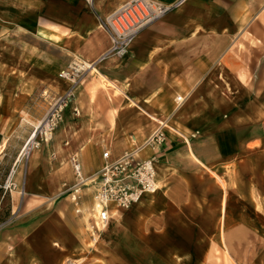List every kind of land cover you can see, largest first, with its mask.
<instances>
[{
    "label": "crops",
    "instance_id": "obj_1",
    "mask_svg": "<svg viewBox=\"0 0 264 264\" xmlns=\"http://www.w3.org/2000/svg\"><path fill=\"white\" fill-rule=\"evenodd\" d=\"M126 1L95 0L92 9L85 0H0V184L48 110L44 92L65 93L58 75L74 58L93 62L111 48L100 22ZM158 1L169 12L126 58L86 76L52 143L23 167L29 180L16 175L18 191L55 198L76 181L74 155L86 177L103 166V152L140 150L163 126L165 144L139 154L156 155L157 190L113 215L120 222L109 237L129 241V259L111 263L134 261L140 242L151 262L264 264V0ZM49 206L0 232L3 264L11 241L91 240L81 224H51L63 218Z\"/></svg>",
    "mask_w": 264,
    "mask_h": 264
},
{
    "label": "built area",
    "instance_id": "obj_2",
    "mask_svg": "<svg viewBox=\"0 0 264 264\" xmlns=\"http://www.w3.org/2000/svg\"><path fill=\"white\" fill-rule=\"evenodd\" d=\"M94 9L95 0H85ZM170 7L158 0H128L119 9L107 16L100 23L103 29L110 35L111 48L99 59L93 62L74 58L69 66L61 71L60 78L71 81V86L63 94L50 96L44 92V97L49 99L48 110L38 125L32 126L22 150L19 152L14 165L10 169L5 181L0 184L3 197L0 200V232L6 229L15 218L16 211L6 221L1 220L2 203L8 194L19 192L16 182L15 168L20 164V158L27 157L35 150L48 145L53 141L55 132L63 123L67 109L76 100V93L87 75L98 69L99 65L109 58L124 59L127 57L135 38L147 27L161 20L169 12ZM185 98L178 97L177 101L183 103ZM79 115L78 110L75 111ZM167 140L163 126L159 128L146 144L155 151L162 147ZM104 164L94 174L95 199L100 203V220L103 225L111 220V209L119 207L130 209L137 204L144 195H152L156 192V155L143 159L139 156V150L126 151L120 157L112 159L110 151L103 152ZM72 165L76 175L75 183L68 187L65 193L79 194L86 186L87 177L83 176L82 165L76 155L72 157ZM65 187H67L65 185ZM24 198L25 191L19 192ZM79 196V195H78ZM79 198V197H78ZM80 199V198H79ZM78 203V201L76 202Z\"/></svg>",
    "mask_w": 264,
    "mask_h": 264
},
{
    "label": "rangeland",
    "instance_id": "obj_3",
    "mask_svg": "<svg viewBox=\"0 0 264 264\" xmlns=\"http://www.w3.org/2000/svg\"><path fill=\"white\" fill-rule=\"evenodd\" d=\"M83 84L84 81L78 88L76 97L78 91L81 89V87H83ZM30 133L31 131L25 138L20 151L25 145L28 137L30 136ZM51 143L52 142H50L49 144ZM33 152L35 153L36 150ZM141 153L143 152H140L139 154ZM30 155L27 157V160H25L26 157L22 160L17 171V174H19L21 177L23 176L24 179L26 180H29L30 176L27 172L24 173L22 169L23 167H25V171H26L27 163H29L31 159ZM148 155L150 154L148 153ZM54 161H55V157H54ZM90 174L91 172H89L87 176ZM216 176L220 180L221 184L222 182L224 183L225 180L224 177H220L217 174ZM74 183L75 181H73L70 184L73 185ZM65 189L66 188H63V190L59 193V195H57V197L51 199H44L34 196H26L24 198H21V196H18L15 193L8 194L7 196H5L2 203L1 220L2 221L8 220L9 218L12 217V212L16 211V215L15 218L13 219V222H18L20 220L25 219L27 216L29 217L30 214L33 215V213H35L39 209L40 210L44 209L42 207H48L49 205H51L55 207L57 210L61 211V216L63 218V219H55V217H53L51 224L60 225V223H62L63 221L64 223H67L69 226L77 225L80 227L82 225L80 233L84 237L90 236L89 238H91V240L79 241L78 240L79 238L77 239V237L75 238L69 236L73 241H58L63 247L61 250H57L53 248L55 241L52 242L34 241V239H32V241H27L26 238H23L24 241H21L18 244L15 243L14 241H11L6 251L4 264H64V263L65 264H76V263L77 264H114L111 262H113V258L115 255L120 257L119 259L121 258L129 259L128 258L129 254L124 251V249L129 250V245H128L129 241H111L109 235H107L108 237L105 236L102 239V241H95L96 237L92 234L90 230L88 231L89 235L86 234L85 231L86 228L84 227V223L82 221V219H84V214L82 213L83 212L82 210L85 202H88L90 199L95 198L94 188L89 185L87 189V196L84 197V200L78 199V203L81 204V207L79 208L78 211H76L75 209L77 207V205L74 203L75 196L71 195V193L69 192L65 193L64 191ZM89 189H92V192ZM38 205L42 207L36 208ZM40 216L45 217L48 215L45 214V212H42ZM225 219H226V215H224L223 220ZM112 226L113 224L111 225L110 234H112V228H113ZM46 227L49 228L50 225ZM42 233H44V230ZM80 233H79L80 237H83ZM47 243H49V245ZM138 244L139 245L137 247L134 246V248L132 249L133 251H137V253L134 254L135 260L129 261V264H166L156 261L151 262V259H154L156 255L153 254L152 251L149 250L146 246L142 245V243L139 242ZM100 250H101V258L100 257L98 258L97 254L98 252H100ZM168 254L175 255L170 251L168 252ZM175 256L177 257V259H179L177 260L176 264H180L179 261L181 260V257L178 255ZM97 258L100 259L101 262H97L96 260ZM0 264L3 263L0 261ZM118 264H125V263L123 260H120ZM218 264H224V263L219 262Z\"/></svg>",
    "mask_w": 264,
    "mask_h": 264
},
{
    "label": "bare ground",
    "instance_id": "obj_4",
    "mask_svg": "<svg viewBox=\"0 0 264 264\" xmlns=\"http://www.w3.org/2000/svg\"><path fill=\"white\" fill-rule=\"evenodd\" d=\"M136 39V38H135ZM135 41V40H134ZM98 70L96 69V71L92 72V73H96ZM91 73V74H92ZM61 74V73H60ZM60 74L58 75V78L59 80H62L64 81L68 87L71 86V81L68 80V79H62L60 78ZM100 74V73H99ZM103 76V75H102ZM102 79H104L102 77ZM85 80V79H84ZM105 82L107 83V85H110V86H113V87H116V89L118 90H121L119 89L113 82H111L110 80L108 79H105ZM79 88V87H77ZM123 91V90H122ZM76 101V100H75ZM75 103V102H73ZM134 105H137L135 102H132ZM131 103V104H132ZM74 107V111L77 110V108L75 107V105L72 106V109ZM70 108V107H69ZM41 122L38 121V123L36 125H38L39 123ZM49 147V146H48ZM140 152H147L150 154V156L152 155L153 153V150L150 148L149 145H147L146 143L142 146V149L139 150V153ZM34 152H32L33 154ZM31 154V153H30ZM31 154V155H32ZM26 154L23 153L21 158H20V164L22 162V160L24 159L23 157L25 156ZM30 155V157H31ZM77 156V155H76ZM77 158L79 159L80 161V158L77 156ZM81 163V161H80ZM18 164V168H19V165ZM18 168H15L14 171L16 172V175H17V171H18ZM155 168H156V165H155ZM101 169V168H100ZM100 169H98L97 171H93L91 172L90 175L86 176L87 177V183H86V186L83 188L82 192H79V194H73V196H75V201L74 203L77 205V207L75 208L76 211L79 210V208L81 207V204L79 203H76L78 201V199L80 198L81 200L83 199L84 200V197L87 196V189L90 186H92L94 188V195H95V185H93V175L96 174ZM84 176V175H83ZM85 177V176H84ZM155 181H156V176H155ZM158 183V187L159 189L162 188V183L160 180L157 181ZM91 192H92V189H89ZM156 190H157V187H156ZM79 195V196H78ZM144 196H149V195H144ZM79 197V198H78ZM136 205V204H135ZM117 209H115L114 211H112L111 209V220L107 223V225H103L102 224V221L100 220V215H101V205L100 203L94 198L90 199L88 202H85L84 204V207H83V214H84V219H82L83 223H84V227L86 228V234H88V231L90 230L92 232V234L96 237V240H99V239H103L105 236L107 235H110V232H111V225L112 224H118L119 225V219H116L115 216H113L114 214H116L119 209V207H116ZM121 224V223H120ZM89 235V234H88ZM108 237V236H107ZM54 249H57V250H61L63 247L62 245L58 242V241H55L54 242ZM67 259V258H66ZM84 259V258H83ZM65 264V263H64ZM77 264V263H76Z\"/></svg>",
    "mask_w": 264,
    "mask_h": 264
}]
</instances>
